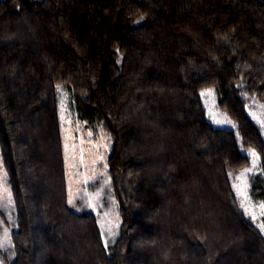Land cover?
I'll return each mask as SVG.
<instances>
[{"label":"trees","instance_id":"obj_1","mask_svg":"<svg viewBox=\"0 0 264 264\" xmlns=\"http://www.w3.org/2000/svg\"><path fill=\"white\" fill-rule=\"evenodd\" d=\"M110 138L121 215L107 248L68 200L59 86ZM235 127L215 124L202 91ZM264 0H0V151L10 264H264Z\"/></svg>","mask_w":264,"mask_h":264},{"label":"rangeland","instance_id":"obj_2","mask_svg":"<svg viewBox=\"0 0 264 264\" xmlns=\"http://www.w3.org/2000/svg\"><path fill=\"white\" fill-rule=\"evenodd\" d=\"M59 86L61 124L66 146L70 206L78 212L94 213L104 244L113 246L118 238L121 215L108 175L110 138L102 127H86L73 109L70 94ZM210 119L223 127H235L234 121L217 106L212 89L202 91ZM251 114L264 124V107L253 101ZM252 166L236 176L235 187L250 215L259 220L264 215V204L251 197L249 174L257 171L259 158L251 152ZM17 209L4 169L0 151V264H10L14 259L11 231L17 228ZM264 231V225H263Z\"/></svg>","mask_w":264,"mask_h":264}]
</instances>
